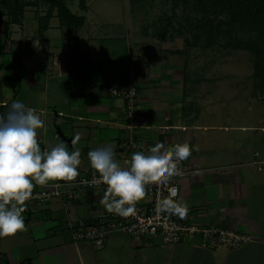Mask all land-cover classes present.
<instances>
[{"label": "crops", "instance_id": "1", "mask_svg": "<svg viewBox=\"0 0 264 264\" xmlns=\"http://www.w3.org/2000/svg\"><path fill=\"white\" fill-rule=\"evenodd\" d=\"M136 7L85 0L81 14L72 11L78 21L68 26L56 11L44 18L46 4L18 10L0 3V115L17 99L39 112L46 125L38 130L42 149L63 141L72 150L78 133V175L92 168L87 153L96 147L111 144L127 167L124 159L139 146L187 141L194 150L179 183V201L188 209L181 219L254 239L210 250L197 236L164 244L158 237L114 232L98 247L74 239L77 224L95 223L109 212L101 203L105 190L95 188L75 198L63 192L27 201L24 229L0 237V264H264V110L257 112V97L242 104L246 93L228 92L235 89L233 74L201 65L182 37L154 32L151 20L136 17ZM130 70L138 88L133 129L124 99L101 90L125 81ZM73 180L55 182H69L60 188L65 191L77 189Z\"/></svg>", "mask_w": 264, "mask_h": 264}, {"label": "clouds", "instance_id": "2", "mask_svg": "<svg viewBox=\"0 0 264 264\" xmlns=\"http://www.w3.org/2000/svg\"><path fill=\"white\" fill-rule=\"evenodd\" d=\"M45 127L41 114L19 99L13 100L8 111L0 115V237L24 229L22 213L36 185L71 181L78 175L81 150L75 145L79 134L71 141L72 150L63 141L42 149L37 136L38 130ZM193 150L187 141L171 147L156 141L146 150L133 152L128 166L122 167L115 159L113 147L107 144L90 149L87 158L99 174L98 180L107 186L101 203L109 212L128 216L135 214V203L145 197L147 186L167 185L173 176L181 174L177 164L188 159ZM169 191L168 197L156 202V213L184 217L187 205L172 198L176 195L174 188Z\"/></svg>", "mask_w": 264, "mask_h": 264}, {"label": "built area", "instance_id": "3", "mask_svg": "<svg viewBox=\"0 0 264 264\" xmlns=\"http://www.w3.org/2000/svg\"><path fill=\"white\" fill-rule=\"evenodd\" d=\"M136 72L130 70L125 81L116 84H105L101 90L105 95L120 97L124 99V117L128 122L129 129H133L136 110L138 88L136 85ZM139 146V145H138ZM141 150L145 147L139 146ZM131 157V156H130ZM130 157L124 159L128 166ZM187 160V159H186ZM186 160L179 161L177 167L181 170L180 175L173 176L167 185L151 184L147 186L145 197L136 201L135 214L122 216L113 212L101 214L97 222L91 224L79 223L74 227V239L88 240L96 246L102 247L105 239L111 233H120L129 237H158L164 244H174L184 241L187 237H199L200 246L204 249H235L251 242L254 237L247 232H241L234 228L223 227L217 224L198 225L183 221L177 215L166 213L157 214L155 211L156 202L159 199L170 195L169 189L174 188L176 195L172 198L179 201L180 178L186 172ZM99 174L91 168L88 172L78 175L70 184L77 185L76 188L61 190L63 184L69 182H54L46 187L32 190V197L37 202L48 200L51 196L61 195L63 192L69 198L81 195L87 189L102 188L106 184L98 180ZM58 184V187L53 186ZM76 189V190H75Z\"/></svg>", "mask_w": 264, "mask_h": 264}, {"label": "rangeland", "instance_id": "4", "mask_svg": "<svg viewBox=\"0 0 264 264\" xmlns=\"http://www.w3.org/2000/svg\"><path fill=\"white\" fill-rule=\"evenodd\" d=\"M19 1L26 3L34 0ZM117 2L138 6L135 8L136 17L148 23L151 20L152 27L155 25L154 32L163 34L171 32L182 37L188 43L192 56L201 57L199 60L201 65L208 69L228 70L227 73H231V76L233 74L231 78L235 84L233 85L235 89H227L228 92L235 95L246 93V98H241L242 104L243 101L246 103L257 97V112L262 113L264 86L260 80L264 79V75L260 72L252 76L251 72L256 70L253 74L258 73L256 63L257 65L264 63V52L256 53L254 49L245 47L251 36L247 26L245 23H229V10L223 8L222 3L218 0H117ZM66 3L71 11L77 9L81 14L83 6L80 5V0H67ZM42 5L45 6V3ZM205 17L211 19L213 25L199 26Z\"/></svg>", "mask_w": 264, "mask_h": 264}, {"label": "trees", "instance_id": "5", "mask_svg": "<svg viewBox=\"0 0 264 264\" xmlns=\"http://www.w3.org/2000/svg\"><path fill=\"white\" fill-rule=\"evenodd\" d=\"M0 0L2 4H12L15 5L18 10L24 8L27 5H39L40 3H45L48 6L47 13L44 18L47 20L53 16L54 11H56L57 16L60 20L72 26L78 21V16L74 14L66 4L65 0H34L24 3L19 0ZM222 3L223 8L229 10L228 22L231 24L242 23L247 26L248 32L251 34L249 42L246 43L245 47L249 49H254L256 53L264 52V0H218ZM80 5L85 6V0H80ZM213 25L211 19L206 17L199 23V26L206 27ZM253 34V35H252ZM243 44L241 45V47ZM258 74L260 72L264 75V63L257 65Z\"/></svg>", "mask_w": 264, "mask_h": 264}]
</instances>
